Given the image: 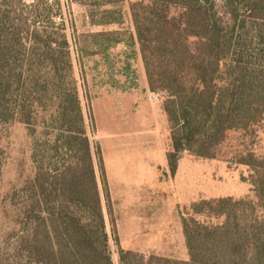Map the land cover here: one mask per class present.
Segmentation results:
<instances>
[{
  "label": "trees",
  "instance_id": "16d2710c",
  "mask_svg": "<svg viewBox=\"0 0 264 264\" xmlns=\"http://www.w3.org/2000/svg\"><path fill=\"white\" fill-rule=\"evenodd\" d=\"M41 1L0 0V124L36 127L47 114L57 116L75 162L40 185L33 204L52 194L54 207L48 217H27L24 264H114L111 242L119 264H264V159L251 165L256 202L226 197L192 205L190 217L224 220L183 218L189 261L120 247L111 208L110 217L103 210V201L110 202L105 166L86 130L69 36L63 24L44 25ZM15 5L21 13L13 17ZM132 16L149 86L168 94L172 174L183 152L211 157L229 131L264 120V0H137ZM47 98L58 107L43 108Z\"/></svg>",
  "mask_w": 264,
  "mask_h": 264
},
{
  "label": "rangeland",
  "instance_id": "374dc122",
  "mask_svg": "<svg viewBox=\"0 0 264 264\" xmlns=\"http://www.w3.org/2000/svg\"><path fill=\"white\" fill-rule=\"evenodd\" d=\"M33 2L25 0L27 5ZM136 2L123 0L102 5L99 0L41 1L47 10L44 25L63 24L69 36L72 73L86 130L92 145L100 147L103 161L112 150V140H137L130 144L132 149L165 157L172 148L173 124L165 111L168 94L151 90L148 85L132 16ZM20 8L13 7V17L21 13ZM156 67L158 72L165 71L160 59L156 60ZM153 94L156 100H151ZM55 98L42 100L43 108L56 109ZM62 127L58 117L50 114L40 119L36 127L18 122L0 124V264H24L22 241L31 227L27 217H48L54 207L52 194L33 204L39 199L40 185L47 187L46 183L59 175L64 166L75 162V154L69 151L60 132ZM210 153L211 157H201L183 152L174 174L170 167L159 166L157 189L150 194L151 217L147 218L152 229L148 235L132 236L135 219L126 212L129 203L122 199L120 189L115 188L112 196L109 193L110 202L103 201V210L105 217H110V206L123 250L138 248L145 250L140 254L146 257L189 261L183 218H196L209 225L224 220L205 213L190 217L193 204L226 197L256 202L250 175L251 165L264 159V120L249 128L229 131ZM71 205L69 210L76 211ZM141 208L137 204L128 210L140 216V211L145 212ZM81 215L89 217L87 213ZM140 218L144 217H137ZM107 224L111 230L109 220ZM111 250L114 264H119L115 242H111Z\"/></svg>",
  "mask_w": 264,
  "mask_h": 264
},
{
  "label": "crops",
  "instance_id": "0c3cea01",
  "mask_svg": "<svg viewBox=\"0 0 264 264\" xmlns=\"http://www.w3.org/2000/svg\"><path fill=\"white\" fill-rule=\"evenodd\" d=\"M136 141L132 142L129 138L121 141L112 140L110 142L112 144V150L104 160L109 193L112 196L114 195V190L120 189L123 195L122 199L125 200L126 203H129L126 212L129 217H134L135 219L133 221L134 224L131 226V230L133 231L132 236L135 238L141 236L140 233L143 235L147 233L148 235V232L152 229L151 222L147 218L151 217L152 206L150 194L151 191L157 189L159 182V166L163 168L169 167L167 154L165 157L162 155L159 156L158 153L134 150L131 148L130 144H135ZM110 158L113 160V162L111 160V164ZM137 204L143 207L140 210L145 211L144 213L140 211V216H137L134 211L128 210L131 206ZM148 212L149 214H147ZM137 217L144 218L137 219ZM131 251L137 253L145 252V250L138 248H133Z\"/></svg>",
  "mask_w": 264,
  "mask_h": 264
},
{
  "label": "built area",
  "instance_id": "2783aa9c",
  "mask_svg": "<svg viewBox=\"0 0 264 264\" xmlns=\"http://www.w3.org/2000/svg\"><path fill=\"white\" fill-rule=\"evenodd\" d=\"M151 99H152V100H156V99H157V96H156L155 94H153V95L151 96Z\"/></svg>",
  "mask_w": 264,
  "mask_h": 264
}]
</instances>
